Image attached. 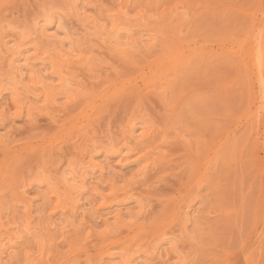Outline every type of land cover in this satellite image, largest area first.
I'll use <instances>...</instances> for the list:
<instances>
[{
    "label": "rangeland",
    "instance_id": "1",
    "mask_svg": "<svg viewBox=\"0 0 264 264\" xmlns=\"http://www.w3.org/2000/svg\"><path fill=\"white\" fill-rule=\"evenodd\" d=\"M0 264H264V0H0Z\"/></svg>",
    "mask_w": 264,
    "mask_h": 264
},
{
    "label": "bare ground",
    "instance_id": "2",
    "mask_svg": "<svg viewBox=\"0 0 264 264\" xmlns=\"http://www.w3.org/2000/svg\"><path fill=\"white\" fill-rule=\"evenodd\" d=\"M257 59H259V58H257ZM256 60V59H255ZM256 61H258V60H256Z\"/></svg>",
    "mask_w": 264,
    "mask_h": 264
}]
</instances>
